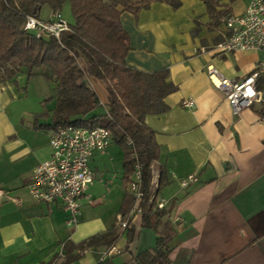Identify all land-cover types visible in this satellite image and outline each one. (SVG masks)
<instances>
[{"label": "crops", "instance_id": "obj_1", "mask_svg": "<svg viewBox=\"0 0 264 264\" xmlns=\"http://www.w3.org/2000/svg\"><path fill=\"white\" fill-rule=\"evenodd\" d=\"M177 1L172 6L152 0L119 14L129 44L125 64L148 73L165 70L175 86L163 98L164 111L144 116L159 146L151 163V195L165 200L160 223L144 225L141 212H132L125 228L117 224V215L128 213L133 200L123 175V151L111 140L88 160L92 181L73 228L65 225L60 200L30 196L31 171L50 156L46 125L54 97L41 75L18 73L0 83V188L7 191L0 199V264H139L147 251L154 252L166 221L174 228L169 264H264L262 102L233 113L205 72L211 63L221 75L238 80L261 57L259 51L212 49L227 31L222 19L243 13L249 0ZM92 85L97 110L104 108L103 86L96 80ZM185 99L193 105L183 106ZM191 173L196 179L180 186ZM113 229L118 234L109 246L77 248Z\"/></svg>", "mask_w": 264, "mask_h": 264}, {"label": "trees", "instance_id": "obj_2", "mask_svg": "<svg viewBox=\"0 0 264 264\" xmlns=\"http://www.w3.org/2000/svg\"><path fill=\"white\" fill-rule=\"evenodd\" d=\"M150 1L0 0V83L10 81L18 73L46 79L51 98L54 97L51 121L46 125L49 129L67 124L106 127L111 141L123 151V175L127 182L132 179L135 164L140 165L141 221L156 227L167 210L157 208V200L151 195V163L159 156V146L153 131L144 123V116L164 111L163 98L175 86L165 70L148 73L125 64L129 44L119 20L121 11L134 12ZM165 1L178 5L177 0ZM65 2L70 6L73 23L69 30L60 32L58 40L48 35L36 37L34 31L22 28L28 15L42 19L38 16L42 5H47L50 13H60ZM87 77L99 82L106 92V104L100 112L96 111L98 97ZM130 221L129 218L128 224ZM173 229L167 221L163 222L154 252L147 251L137 259L138 263L169 264L168 241ZM117 234L113 229L90 236L79 242L77 248L109 246ZM69 242L66 239L62 248Z\"/></svg>", "mask_w": 264, "mask_h": 264}, {"label": "built area", "instance_id": "obj_3", "mask_svg": "<svg viewBox=\"0 0 264 264\" xmlns=\"http://www.w3.org/2000/svg\"><path fill=\"white\" fill-rule=\"evenodd\" d=\"M227 31L221 40L214 43L212 49L216 53L226 51H259L261 57L253 69L241 79H231L221 75L217 69L207 63L206 76L212 86L219 89L233 113L262 102L260 121L264 123V0H249L243 13L228 15L222 19ZM22 28L32 30L36 37L53 36L57 40L62 31L69 30V24L58 12H51L47 19H39L28 15ZM93 87V79L86 78ZM260 84V85H259ZM182 105L190 107L192 99H185ZM111 135L106 127L96 125H57L48 131L50 156L38 162L32 169L26 187L35 201L47 203L60 200L66 213L65 225L73 228L78 222L81 197L92 181V173L88 160L95 151H103L110 143ZM128 144L131 140L128 139ZM196 179L195 173L188 174L179 180L180 186H186ZM141 172L138 163L134 166L132 179L127 182L133 204L126 214H118L116 222L121 228L128 224L132 212L140 213L142 197ZM7 191L0 188V199ZM165 200L159 199L156 207H164ZM179 218L174 217L176 222ZM111 249L108 250L110 252Z\"/></svg>", "mask_w": 264, "mask_h": 264}, {"label": "rangeland", "instance_id": "obj_4", "mask_svg": "<svg viewBox=\"0 0 264 264\" xmlns=\"http://www.w3.org/2000/svg\"><path fill=\"white\" fill-rule=\"evenodd\" d=\"M50 13V9L47 5H42L39 9V17L42 19H46L48 14ZM60 13L62 15V17L66 20V22L68 24H72L73 23V17L70 11V6L67 2H65L64 4H62L61 8H60ZM103 96V95H102ZM103 109V107H100L98 110L99 112ZM96 108V111H98Z\"/></svg>", "mask_w": 264, "mask_h": 264}]
</instances>
